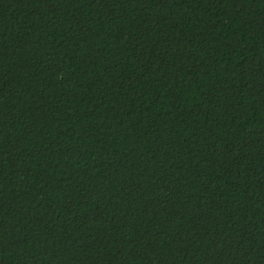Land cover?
I'll return each instance as SVG.
<instances>
[{"label":"trees","instance_id":"obj_1","mask_svg":"<svg viewBox=\"0 0 264 264\" xmlns=\"http://www.w3.org/2000/svg\"><path fill=\"white\" fill-rule=\"evenodd\" d=\"M0 264H264V0H0Z\"/></svg>","mask_w":264,"mask_h":264}]
</instances>
